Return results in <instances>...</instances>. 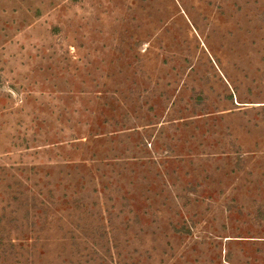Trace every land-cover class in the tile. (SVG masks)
I'll use <instances>...</instances> for the list:
<instances>
[{"label": "rangeland", "instance_id": "1", "mask_svg": "<svg viewBox=\"0 0 264 264\" xmlns=\"http://www.w3.org/2000/svg\"><path fill=\"white\" fill-rule=\"evenodd\" d=\"M0 264H264V0H0Z\"/></svg>", "mask_w": 264, "mask_h": 264}, {"label": "trees", "instance_id": "2", "mask_svg": "<svg viewBox=\"0 0 264 264\" xmlns=\"http://www.w3.org/2000/svg\"><path fill=\"white\" fill-rule=\"evenodd\" d=\"M5 243H6L5 238L4 237H0V252H1V254H3V252L4 253L8 252V245L10 244V242H7V244H5Z\"/></svg>", "mask_w": 264, "mask_h": 264}]
</instances>
